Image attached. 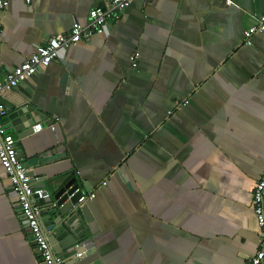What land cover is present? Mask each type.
Returning a JSON list of instances; mask_svg holds the SVG:
<instances>
[{
    "label": "crops",
    "instance_id": "obj_1",
    "mask_svg": "<svg viewBox=\"0 0 264 264\" xmlns=\"http://www.w3.org/2000/svg\"><path fill=\"white\" fill-rule=\"evenodd\" d=\"M111 1L0 9V78ZM262 15L264 0H136L6 91L0 123L19 107L40 115L39 132L7 130L34 187L76 178L95 194V252L78 264H248L257 253L264 34L247 46L243 32ZM0 264H41L1 165Z\"/></svg>",
    "mask_w": 264,
    "mask_h": 264
},
{
    "label": "built area",
    "instance_id": "obj_2",
    "mask_svg": "<svg viewBox=\"0 0 264 264\" xmlns=\"http://www.w3.org/2000/svg\"><path fill=\"white\" fill-rule=\"evenodd\" d=\"M22 1L29 5L32 0H0V9L6 8L11 2ZM136 0H112L108 7L92 9L85 22L75 20L70 33L52 37L46 44L36 47L31 57L21 65L11 68L0 78V114H5L2 99L7 90L18 87L34 76L37 72L46 69L58 57L60 51H68L81 41H89L93 35L103 34L107 29V20L118 15ZM151 2L152 0H144ZM256 34H264V15L255 19L254 23L243 32L244 43L251 45V38ZM48 127L55 131L58 118ZM7 123H0V165L12 187L18 201L19 211L24 217L32 239V249L41 264H66L64 256L55 255L47 241L42 227L41 207L37 201L44 200L48 194L42 188H36L29 176L30 169L18 155L13 137L7 133ZM33 132L42 129L40 124L33 126ZM95 194H85L78 202H87L94 199ZM253 204L256 223L259 229V249L250 258L248 264H264V173L258 180L253 192ZM79 249L78 245H75ZM79 258L82 253H75Z\"/></svg>",
    "mask_w": 264,
    "mask_h": 264
},
{
    "label": "water",
    "instance_id": "obj_3",
    "mask_svg": "<svg viewBox=\"0 0 264 264\" xmlns=\"http://www.w3.org/2000/svg\"><path fill=\"white\" fill-rule=\"evenodd\" d=\"M36 114L40 116L38 112ZM36 114L31 115L24 107L17 108L7 116L9 128L23 136L33 132L32 128L37 123ZM33 175L30 170L32 180ZM50 186L52 191H45L48 197L37 201L41 207L43 230L55 255L64 256L66 264H78L95 252L93 240L89 237L92 235L91 223L94 219L87 203L78 202L89 189L87 187L86 192L83 191L76 178L68 181L55 178L50 181ZM81 252L83 254L79 258L75 257V253Z\"/></svg>",
    "mask_w": 264,
    "mask_h": 264
}]
</instances>
